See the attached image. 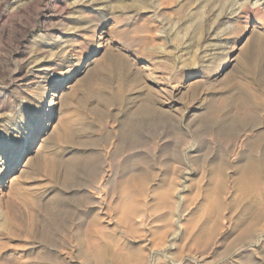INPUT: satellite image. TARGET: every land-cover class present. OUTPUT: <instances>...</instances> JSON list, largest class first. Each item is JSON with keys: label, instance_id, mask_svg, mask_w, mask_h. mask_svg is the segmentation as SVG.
<instances>
[{"label": "rangeland", "instance_id": "rangeland-1", "mask_svg": "<svg viewBox=\"0 0 264 264\" xmlns=\"http://www.w3.org/2000/svg\"><path fill=\"white\" fill-rule=\"evenodd\" d=\"M3 156L0 264H264V0H0Z\"/></svg>", "mask_w": 264, "mask_h": 264}, {"label": "bare ground", "instance_id": "bare-ground-1", "mask_svg": "<svg viewBox=\"0 0 264 264\" xmlns=\"http://www.w3.org/2000/svg\"><path fill=\"white\" fill-rule=\"evenodd\" d=\"M4 156H6V155H4ZM4 156H3V157H1V158H0V160H3V159H4L3 161H7V159H5V157H4Z\"/></svg>", "mask_w": 264, "mask_h": 264}]
</instances>
